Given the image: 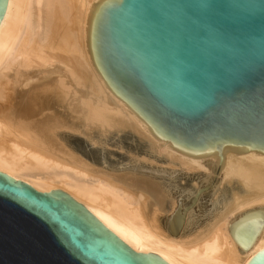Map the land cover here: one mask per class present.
Masks as SVG:
<instances>
[{"label":"bare ground","instance_id":"1","mask_svg":"<svg viewBox=\"0 0 264 264\" xmlns=\"http://www.w3.org/2000/svg\"><path fill=\"white\" fill-rule=\"evenodd\" d=\"M107 1L7 0L0 22V172L40 192H65L136 252L172 264H244L264 248V155L225 153L217 177L221 155L188 157L156 141L96 65L93 25ZM65 133L98 147L115 136L119 151L160 169L156 174L195 175L199 182L184 191L212 186L206 219L188 229L191 214L183 222L177 214L167 229L163 217L176 209L168 182L98 162L69 145ZM121 139L135 145L125 148ZM176 223H183L179 231Z\"/></svg>","mask_w":264,"mask_h":264},{"label":"water","instance_id":"2","mask_svg":"<svg viewBox=\"0 0 264 264\" xmlns=\"http://www.w3.org/2000/svg\"><path fill=\"white\" fill-rule=\"evenodd\" d=\"M92 40L101 75L156 141L221 155L217 177L225 153L264 155V0H110ZM0 264L172 263L136 252L65 192L0 172ZM244 264H264V248Z\"/></svg>","mask_w":264,"mask_h":264},{"label":"rangeland","instance_id":"3","mask_svg":"<svg viewBox=\"0 0 264 264\" xmlns=\"http://www.w3.org/2000/svg\"><path fill=\"white\" fill-rule=\"evenodd\" d=\"M64 137L66 139V142L69 145L78 147L79 150L84 154L86 153L88 155L94 156L95 159L97 158L96 160L98 162H105L110 167L116 166L115 167L116 169L119 166H122V167L125 166L123 168L125 170L147 173V174L155 176L156 178H158L161 181L168 182V185L170 186L171 196L174 197L176 200V209H175L173 214L165 215L163 217V219H164L163 223H164V225L166 223L165 227L167 229H169V228L172 229V220L174 221V218H175L174 216H176L177 214H179L181 216L180 222H183L182 220H184V217L187 213L191 214L192 223L188 227V229L194 228L196 225L201 224L206 219L207 214L212 207L211 196H210L212 194V191H211L212 186H210L208 184L205 185V183L204 184L200 183V188H199L200 191L198 190V192L195 194L196 196L194 194L188 193L187 191H184V187H187V185L190 184L192 181L199 182V178H197L195 175L187 176V175H183L180 172L171 173L169 171L165 172L163 174L162 173L156 174V173H159L158 171H160V169H156L155 167L151 168L147 164L135 161V159L132 158L130 153H128L124 149L119 151L118 150L119 148L116 145V143H117L116 141L118 139L115 136L110 137L109 140L107 141L108 143L106 144V146L104 145L103 147L102 146L98 147L97 145H92L91 143L85 141L83 137H81V136L79 137L78 135L76 136L75 134L65 133ZM121 140H123L122 144L125 146V148H127V147L133 148V146L135 145L134 142H132L128 139H121ZM125 141H127V142L125 143ZM130 152L135 153L137 151L131 149ZM139 152L140 151H138L137 153H139ZM129 156H130V158H129ZM127 160L130 161L131 164L128 163ZM180 181H181V183H180ZM176 225L178 227L177 223H176ZM181 225L183 227V223H180L179 228H177V227H175V228L179 231V229H181Z\"/></svg>","mask_w":264,"mask_h":264}]
</instances>
